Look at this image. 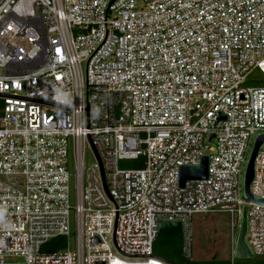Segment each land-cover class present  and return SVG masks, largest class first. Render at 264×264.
Listing matches in <instances>:
<instances>
[{
    "label": "built area",
    "instance_id": "1",
    "mask_svg": "<svg viewBox=\"0 0 264 264\" xmlns=\"http://www.w3.org/2000/svg\"><path fill=\"white\" fill-rule=\"evenodd\" d=\"M255 72L264 0H0V264H152L160 221L180 222L189 257L194 215L227 213L233 242L243 204L264 256V203L240 196L264 133ZM204 155L207 177L179 186ZM249 189L264 199V142ZM58 236L64 249L41 251Z\"/></svg>",
    "mask_w": 264,
    "mask_h": 264
},
{
    "label": "rangeland",
    "instance_id": "2",
    "mask_svg": "<svg viewBox=\"0 0 264 264\" xmlns=\"http://www.w3.org/2000/svg\"><path fill=\"white\" fill-rule=\"evenodd\" d=\"M261 77L260 81H248L247 85H264V77L258 72L253 73L252 78ZM253 139V138H252ZM248 155V154H247ZM95 162V157L89 146H86L83 154V164L91 165ZM126 166V165H125ZM124 167V166H123ZM70 183H69V201L73 206L76 201L75 195V178L74 170L70 168ZM240 175V183H241ZM242 198V192L240 191ZM244 201V200H243ZM238 224L236 229L237 232ZM179 234H181L179 232ZM234 241V240H233ZM68 244L70 250L76 248V223L74 211H70L69 216V235ZM233 250V242L230 233V223L227 213L217 212L207 214L202 220L197 221L194 216L191 221V254L193 260H209V259H228L231 258ZM177 255L173 254L172 258L177 260ZM4 264H24V258L21 256H6ZM152 264H164L155 261Z\"/></svg>",
    "mask_w": 264,
    "mask_h": 264
},
{
    "label": "water",
    "instance_id": "3",
    "mask_svg": "<svg viewBox=\"0 0 264 264\" xmlns=\"http://www.w3.org/2000/svg\"><path fill=\"white\" fill-rule=\"evenodd\" d=\"M212 135L209 136L206 143H209L210 138ZM264 142V133H260L256 135L254 138L250 150L248 152L241 176V192L243 199L253 200L257 202L264 203V199L256 198L250 193V183L253 178L254 174V160L257 154V151L260 147V144ZM91 148L97 157L98 163L100 165L99 158L91 145ZM207 156H203L197 165H187L181 166L179 168V186H183L187 180H194V179H205L207 177ZM100 173L102 178L103 187L106 190L105 181L103 177L102 168L100 166ZM246 204H243L240 209L239 217H238V228L235 235V239L233 241V250L232 255L234 258L238 259H249L253 258L254 255L250 250L246 240H245V233H246ZM158 233L170 235L176 234L181 231V225L178 221H160L158 222Z\"/></svg>",
    "mask_w": 264,
    "mask_h": 264
},
{
    "label": "trees",
    "instance_id": "4",
    "mask_svg": "<svg viewBox=\"0 0 264 264\" xmlns=\"http://www.w3.org/2000/svg\"><path fill=\"white\" fill-rule=\"evenodd\" d=\"M123 167L137 168L142 166V159L127 160L120 163ZM126 165V166H125ZM238 224V222H237ZM237 227V225H236ZM236 233V229H235ZM66 240L62 236H58L46 241L42 247L43 252H53L62 250L65 248ZM152 254L155 258L159 259V262L164 264H264V256H254L249 259H209V260H193L186 257L182 253V238L181 234L165 235L158 233L155 237L152 245ZM176 254L177 260L172 258V255Z\"/></svg>",
    "mask_w": 264,
    "mask_h": 264
},
{
    "label": "crops",
    "instance_id": "5",
    "mask_svg": "<svg viewBox=\"0 0 264 264\" xmlns=\"http://www.w3.org/2000/svg\"><path fill=\"white\" fill-rule=\"evenodd\" d=\"M196 218H197V221H199L200 222V220L202 219H204L206 216H207V214H197V215H194ZM193 216V217H194ZM180 233H181V231H180ZM236 234V233H235ZM171 235V234H170ZM181 238H182V233H181ZM183 240V239H182ZM182 253H183V243H182ZM189 258H190V256H189Z\"/></svg>",
    "mask_w": 264,
    "mask_h": 264
},
{
    "label": "bare ground",
    "instance_id": "6",
    "mask_svg": "<svg viewBox=\"0 0 264 264\" xmlns=\"http://www.w3.org/2000/svg\"><path fill=\"white\" fill-rule=\"evenodd\" d=\"M112 264H118V261H113Z\"/></svg>",
    "mask_w": 264,
    "mask_h": 264
}]
</instances>
